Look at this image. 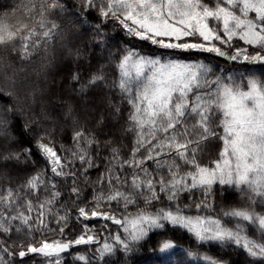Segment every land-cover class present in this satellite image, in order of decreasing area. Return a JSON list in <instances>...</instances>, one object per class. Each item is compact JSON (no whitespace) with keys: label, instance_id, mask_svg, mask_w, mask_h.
Here are the masks:
<instances>
[{"label":"snow or ice","instance_id":"1","mask_svg":"<svg viewBox=\"0 0 264 264\" xmlns=\"http://www.w3.org/2000/svg\"><path fill=\"white\" fill-rule=\"evenodd\" d=\"M78 2L79 7L73 8L67 0H14L10 8L0 9V50L22 65L4 77L13 90L23 86L20 73L35 57L43 54L48 60L45 68L54 64L58 37L62 51L73 55L63 43L68 37L58 20L69 18L70 25L83 26L93 11L102 21L92 34L97 47L106 43L103 21H114L130 37L164 49L212 53L239 67L225 76L230 69L217 74L203 62L145 56L129 48L110 55V61H117L111 81L102 68L84 81L79 72L74 73L72 82L79 87L73 90L86 108L92 106L93 115L104 105L115 118L124 116L122 132L132 136L131 151L125 159L122 149L112 146V139L102 145L97 132L84 126L73 132L71 148L62 147L63 156L45 142L50 134L41 136L35 147L47 162L45 172L37 171L14 187L0 185V238H5L0 242V264H15L16 257L23 264L30 254L43 257L47 264H67L65 254L80 245L94 246V250L77 253L76 261L107 264L114 254L139 251L154 230H186L200 247L235 245L245 252L247 264H264V0ZM235 41L244 46L234 47ZM75 54L79 58L81 50L76 48ZM100 85L115 96H91ZM28 95L34 98L35 90ZM15 112L0 108V170L14 164L26 166L29 160L21 157L32 155L31 146L23 151L13 148L16 137L10 129ZM73 112L70 107L66 115ZM104 124L101 111L97 126ZM213 141L219 142V151L205 161L204 153ZM105 150L109 154L102 157ZM31 163L35 165V160ZM48 169L50 176L45 174ZM92 170L99 172L95 180L89 176ZM82 183L93 190L90 201L83 196ZM64 190L78 222L84 223V231L75 239L64 238L71 219L68 201L61 203ZM217 190L220 196L238 193L243 206H222L217 212ZM185 195L191 197L190 204H182ZM193 204L195 214H188ZM91 220L103 223L99 229L89 228L86 222ZM112 227L117 230L113 232ZM14 232H24L28 241L8 245ZM52 234L59 238L48 239ZM179 247L168 239L149 251L160 264L164 260L187 264L183 256H160ZM185 254L204 264H221L208 253L201 256L185 250Z\"/></svg>","mask_w":264,"mask_h":264},{"label":"trees","instance_id":"2","mask_svg":"<svg viewBox=\"0 0 264 264\" xmlns=\"http://www.w3.org/2000/svg\"><path fill=\"white\" fill-rule=\"evenodd\" d=\"M67 3L73 8L79 7L78 0H67ZM13 4L14 0H0V9H8L13 6ZM85 19L86 23L83 26L78 23L75 24V26L70 25L69 18L58 20V22L62 24V28L65 30V34L68 37L63 43H65L67 47L72 48L73 55L68 57L66 53L62 51V41L58 37L56 41L54 64L51 67L45 68L44 66L48 64V60L44 59L43 54L35 57L33 63L23 66L25 72L20 73L19 76V80L23 86H18L15 90L10 87L4 77L6 75H11L14 70L19 71L22 65L17 59L12 57L10 53L0 50V58H2V64H0V92L3 93L0 95V108H14L16 110L15 115L12 117L13 126L10 129L12 135L16 137L13 148L17 151H23V149L30 146L32 148V155L30 158L21 157L22 161L25 159L29 160L26 166L24 164H20L19 166L14 164L7 169L0 170L3 172V175H0V185L8 186L11 184L14 187L25 181L29 176L34 175L37 171L45 172L47 162L41 155L37 154L35 145L36 141L46 133L50 135L45 142L50 143L57 153L62 156L64 155V152L61 150L62 147L71 148L73 146V132L84 126L90 132H97L102 145L104 141L112 139V146L121 148L124 158L126 159L128 157L131 151L132 136L131 134L125 136L122 132V128L125 124L124 116L119 119L115 118L114 113L107 110L104 105H100L96 114L93 115L91 110L92 106L86 108L83 102L77 98L73 90L74 87H79V84H74L72 82L74 73L79 72L81 74V81H84L87 80L91 74L98 73V70L101 68L107 75L108 80L111 81L115 75L114 65L117 61H110L109 57L118 50L122 51L130 48L145 56L160 57L162 59L173 58L185 62H203L213 68L217 74H219L220 69H230L229 72L223 73L225 76L231 74L234 68L239 67L238 64L233 65L231 62L226 63L225 58H218L212 53L195 50L181 51L164 49L151 44L149 41H141L138 38L130 37L114 21H103V23L107 25L102 28L106 43L97 47L95 46L96 42L93 40L92 34L94 26L102 23V21L97 17L95 11L90 12ZM70 28L71 31H69ZM239 42L240 41H235L234 47H238ZM76 48L81 50L79 58H77L75 54ZM225 50L227 51L228 49ZM49 58H51V53L49 54ZM9 63L14 67H7ZM217 65L219 66L218 68L216 67ZM252 74L253 73H248L246 75ZM255 74L259 75V73ZM236 76L237 79L240 78L239 73H236ZM33 90H35L34 98L28 95V93ZM13 91L15 94L9 96L8 93ZM90 95L98 98L101 95L115 96V93L107 92L104 86L100 85L99 88L93 89ZM115 99L118 101L119 97H115ZM70 107L74 109V112L71 116H68L66 113L69 111ZM101 111L104 112L105 124L102 127H98L97 120ZM126 113L127 107L125 106V116ZM77 120H79V123L76 122ZM101 133H103V135H101ZM218 151L219 142L213 141L208 151L204 153L205 161L208 158H215ZM108 154L107 150L101 152L102 157ZM31 160H35V165L31 163ZM97 163H99V161H97ZM103 167L104 166L101 165L100 171H103ZM45 174L50 176V169H48ZM98 175L99 172L96 170L89 172V176L92 180H95ZM61 183H64L62 179ZM66 183L70 186L72 181L69 180ZM80 186L83 189V196L90 201L93 196L92 188L90 186H85L83 183ZM64 191L65 195L61 203L68 201L67 211L71 217L69 220V227L64 233V238L75 239L84 231V223L78 222L77 213L73 210V205L68 198V190ZM217 193L215 209L217 212L222 206H243V204L239 202L238 193L230 191L225 196H220L219 190H217ZM43 195V190H41V198H43ZM195 197L198 202L201 198L200 193L197 192ZM72 199L74 200L76 198L73 197ZM191 202V197L187 195L182 198V204H190ZM79 206H83V203L75 207ZM105 207L107 206L105 205ZM192 208H195L194 204ZM129 211H135V208H130ZM258 211H260V209H258ZM86 223L89 228L99 229L103 221L91 220ZM52 227H55V222H53ZM171 227L172 226H169V228ZM116 230L115 227H112L113 232ZM249 235L255 238L254 232L250 231ZM35 236L37 240L41 238L39 233H36ZM176 237H181V239L176 240ZM47 238L57 239L59 237L57 234H52ZM4 239L5 238H0L1 242H3ZM168 239H172L173 243L180 245V247L169 250L167 254H160L161 257L166 255L183 256L187 264H204L200 259L192 260L191 258H187L185 250H188L197 252L201 256L204 253H208L220 260L221 264H247L248 258H246L245 252L235 245L221 246L218 244H205L204 247H200L194 242L195 238L192 237L191 234H188L186 230L170 232L154 230V233L151 234V239L148 243L143 244L139 251L130 253L128 256L119 253L114 254L108 258L107 264H124V261H127V264H160L158 257L150 252L149 249H158L160 245ZM22 241H28L26 234L24 232H14L12 238L7 240V244L12 245L14 242L20 244ZM16 250L19 251L18 248ZM93 250L94 246L88 245L73 248L65 254L64 260L67 264H82V262L74 259L76 254H90ZM15 264H20V262ZM23 264H47V261L41 256L34 255L23 260ZM163 264H169V262L164 260Z\"/></svg>","mask_w":264,"mask_h":264},{"label":"rangeland","instance_id":"3","mask_svg":"<svg viewBox=\"0 0 264 264\" xmlns=\"http://www.w3.org/2000/svg\"><path fill=\"white\" fill-rule=\"evenodd\" d=\"M197 42H199V41H197ZM243 46H244L243 43H242V42H239L238 47H243ZM249 52H250V53L252 52V49H251V48L249 49ZM188 214H195V208H192V211L189 212ZM0 241H1V240H0ZM81 246H82V245H81ZM78 247H79V246H78ZM34 255H35V254H34ZM34 255H29L28 257L24 258V260H25V259H28L29 257L34 256ZM15 263H19L18 260H15Z\"/></svg>","mask_w":264,"mask_h":264},{"label":"water","instance_id":"4","mask_svg":"<svg viewBox=\"0 0 264 264\" xmlns=\"http://www.w3.org/2000/svg\"><path fill=\"white\" fill-rule=\"evenodd\" d=\"M1 242V241H0ZM81 246V245H80ZM76 247H78V246H75L74 248H76ZM73 249V248H72ZM71 250V249H70ZM69 250V251H70ZM17 251V250H16ZM30 255H34V254H30ZM16 260H18V262H20V258L19 257H16Z\"/></svg>","mask_w":264,"mask_h":264}]
</instances>
